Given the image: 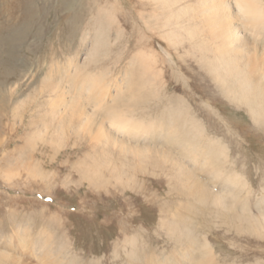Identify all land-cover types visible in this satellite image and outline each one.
Listing matches in <instances>:
<instances>
[{"label":"rangeland","instance_id":"rangeland-1","mask_svg":"<svg viewBox=\"0 0 264 264\" xmlns=\"http://www.w3.org/2000/svg\"><path fill=\"white\" fill-rule=\"evenodd\" d=\"M197 1L0 0V264H264V108Z\"/></svg>","mask_w":264,"mask_h":264},{"label":"bare ground","instance_id":"bare-ground-1","mask_svg":"<svg viewBox=\"0 0 264 264\" xmlns=\"http://www.w3.org/2000/svg\"><path fill=\"white\" fill-rule=\"evenodd\" d=\"M200 2H203L205 4V6L203 5L204 8H203V11L201 13L205 14V16L204 17L202 16V18H203L204 23H207V27L209 28V31L211 33V41H215V40L217 41L216 47H215L216 50H214L215 54L217 55L215 58L216 64L214 65L211 62L214 66L213 65L209 66L210 73L212 74V76L214 75L216 78L221 80L222 88L226 89L227 94L230 93L232 96H234V98L237 101L243 99L241 101H244L246 103V105L249 107V109L251 111H254V113L252 112L253 115L254 114L258 115L264 108V0H223V1H221V0L220 1L219 0H200ZM173 3H174V1H173ZM170 4H172V3H170ZM10 41L11 40L8 37L7 38L2 37L0 40V45L3 46L6 55H7V52L9 54V48L11 49V42ZM8 43H9V47H6L5 45ZM85 79H87V78H85ZM96 81L98 82V80H96ZM228 83H230L231 87L227 86ZM100 85L102 86V84H100ZM104 93L102 91V94H104ZM100 97L101 98H98L99 103H101V101H102L101 99H103L105 96H103V98H102V95H101ZM103 101H104V99H103ZM99 103H98V105H99ZM71 106H72V104H71ZM76 108H77V106H76ZM73 109H75V105L71 107V110H73ZM84 109H85V107H84ZM86 113H88V112L86 111ZM80 115H82V117H83V113H81ZM90 116H91V114H90ZM89 118L93 119L91 117H89ZM84 119L85 118H83L82 121ZM90 121H92V120H90ZM110 121H113L111 124L113 126H115V129H117L118 131L126 129L127 131L126 130L122 131V132H124V134H125V132L126 133L129 132V134H130L131 130L129 128H133V129L137 128L136 126H134V124L133 125L128 124L127 123V122H129L128 120L127 121L126 120H124V121L123 120L122 121L116 120L117 122H114V120H110ZM85 122H86V119H85ZM92 122H94V121H92ZM111 124H110V128L112 129ZM102 130H100V131H102ZM138 130H140V133H141L143 128H142V130L141 129H138ZM147 130L148 129H146L145 131H147ZM154 130H155V128H154ZM96 133H97V131H96ZM102 135L105 136V133H103ZM110 138H112V137H110ZM113 140H114V138H113ZM176 141H178V140H176ZM195 150H196V148H194V146L191 144V142L186 141V146L183 147V151L185 152V155L187 157H189V156L193 157V155H195ZM209 151H211V150H209ZM204 162H205V160H204ZM227 180L229 181V183L232 186H234V187L238 186L239 182H238V178L236 176H234V179L228 178ZM185 182H188V181H185ZM197 183L194 184V182H193L192 185H194V188L196 189V191L198 193V198H200L199 200L206 198L205 193H204L206 190L203 192L204 189H203L202 185L197 184ZM201 189H203V190H201ZM227 194H229V193H227ZM195 198H197V197H195ZM224 199H225V195H224V198L221 195L214 196V202H216L217 204H220V205L224 204ZM208 200H209V198H208ZM202 201H205V200H202ZM233 202H234V200H233ZM240 204H242V203L240 202ZM231 207H234V205ZM222 208H223V206H222ZM191 209H193V208H191ZM259 217L260 218L256 217L254 221L256 222L257 225L260 224L261 226H264V214L260 213ZM181 237H182V235H181ZM190 243H192V242H190ZM194 246H195V243H192L191 245L189 244V247L194 248ZM207 246H208L207 244H204V248L206 249V252L204 253V255L202 254L204 257L203 256L200 257V261H198L200 263L204 262L205 259L208 258L210 255L209 248ZM189 247H187L186 249H183L182 254H181V256H183L182 259L187 260L185 258V255H189L188 254V252H189L188 248ZM178 260H180V259H178ZM188 260H190V262H192L191 257H188ZM162 262H164V261H162Z\"/></svg>","mask_w":264,"mask_h":264}]
</instances>
